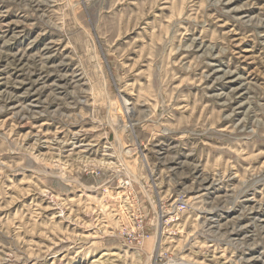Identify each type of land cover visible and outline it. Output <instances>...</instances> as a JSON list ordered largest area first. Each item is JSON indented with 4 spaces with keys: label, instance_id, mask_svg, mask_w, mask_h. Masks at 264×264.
<instances>
[{
    "label": "rangeland",
    "instance_id": "1",
    "mask_svg": "<svg viewBox=\"0 0 264 264\" xmlns=\"http://www.w3.org/2000/svg\"><path fill=\"white\" fill-rule=\"evenodd\" d=\"M0 264H264V0H0Z\"/></svg>",
    "mask_w": 264,
    "mask_h": 264
},
{
    "label": "bare ground",
    "instance_id": "2",
    "mask_svg": "<svg viewBox=\"0 0 264 264\" xmlns=\"http://www.w3.org/2000/svg\"><path fill=\"white\" fill-rule=\"evenodd\" d=\"M218 212V211H217ZM211 246V245H210ZM97 261V260H96ZM93 262V261H92Z\"/></svg>",
    "mask_w": 264,
    "mask_h": 264
}]
</instances>
